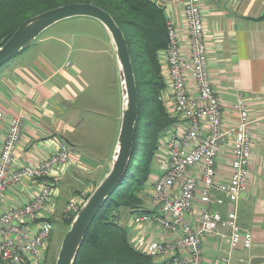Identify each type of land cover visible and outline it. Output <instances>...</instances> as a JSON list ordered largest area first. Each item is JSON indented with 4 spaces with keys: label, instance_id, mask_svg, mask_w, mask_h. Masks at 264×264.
I'll return each instance as SVG.
<instances>
[{
    "label": "crops",
    "instance_id": "0c3cea01",
    "mask_svg": "<svg viewBox=\"0 0 264 264\" xmlns=\"http://www.w3.org/2000/svg\"><path fill=\"white\" fill-rule=\"evenodd\" d=\"M149 1L163 9L167 20L177 32L182 56L189 60L191 42L185 21L186 0ZM201 14L208 71L222 107L225 124L232 125L238 121L235 105L239 95L246 101L252 122L248 187L238 205V224L242 229L250 231L254 238L251 250L238 248L231 252L229 242L221 236L223 229H219L217 234L208 236L203 243V264H224L223 259L228 256H231L233 264H264V0H201ZM110 44L115 52L112 41ZM20 58L24 61L16 63L12 69L0 75V111L5 115L0 121V152L13 120L20 114L26 117V122L14 155L13 170L34 165L55 153L60 143L67 144L72 151V161L62 170L54 169L48 179L53 184V196L40 213V219L50 218L53 222L61 211L62 221L66 224L64 211L67 204L77 201L81 193L91 194L110 169L121 123V99L118 92L114 93L111 103L113 111L115 109L116 125L110 153L93 158V151L95 148L100 149V142L96 144L98 131L91 129L95 126L92 120L103 109V97L84 98L82 101V95L90 88V84L78 78L74 72L64 70V64L61 65L55 56L50 57L38 51ZM160 61L164 81H167L169 73L163 51L160 53ZM58 65L61 66L58 68ZM186 78L189 91L195 94L193 79L190 76ZM169 110L172 113V105ZM185 129L186 125L177 119L160 138V146L164 151L160 152L159 146V155L156 154L143 191V208L149 213L159 211L153 201V192L155 183L168 168L166 136L171 131L181 133ZM232 159V141L225 139L221 143L216 164L218 183L230 179ZM195 171L199 173L200 170L196 168ZM65 180H82L84 185L81 190L72 191L68 203L61 207L58 187ZM179 188L177 184L172 193H178ZM38 189V183L30 182L10 187L5 193L0 215L9 209L28 204ZM214 196L223 195L216 191ZM147 201L149 206L146 205ZM227 206L219 208L213 205L211 209H220L225 214ZM202 208L203 204L197 198L192 211L187 215V221L194 228L200 224ZM128 214L126 211L121 212L120 223L127 228L131 243L137 236L161 242L177 238L157 224H133L131 228ZM35 225L29 226L31 235L36 233ZM154 262L162 264L165 259Z\"/></svg>",
    "mask_w": 264,
    "mask_h": 264
},
{
    "label": "built area",
    "instance_id": "2783aa9c",
    "mask_svg": "<svg viewBox=\"0 0 264 264\" xmlns=\"http://www.w3.org/2000/svg\"><path fill=\"white\" fill-rule=\"evenodd\" d=\"M185 21L191 42V58L185 59L180 50L177 32L168 21L169 45L163 51L167 61L168 80L161 98L170 113L186 125L183 132L171 131L165 143L168 168L155 183L153 201L158 213L135 214L133 224H157L177 236L170 242L151 241L137 236L133 247L162 264H203V243L210 235L223 229L230 251L251 250L254 238L250 231L238 224V205L248 187L251 159V121L246 101L239 95L235 109L238 121L226 125L219 98L208 71L207 48L201 14V0H186ZM187 76L193 79L196 92L188 88ZM5 115L0 111V121ZM26 117L18 115L12 122L0 152V209L10 187L38 183L39 189L26 205L5 211L0 215V264H46V247L53 232L50 218L40 219L53 196V184L48 179L54 169L62 170L72 161V151L65 142L48 158L13 170L14 155L21 140ZM232 141L233 159L231 177L227 182L216 180V164L221 143ZM198 168L200 171H195ZM178 193H172L176 185ZM218 191L223 196L216 197ZM90 194L81 193L77 201L69 202L64 213L75 216ZM199 198L203 204L200 224L194 228L187 215ZM227 206L222 210H212ZM30 224H36V233L30 234ZM224 264H233L231 256Z\"/></svg>",
    "mask_w": 264,
    "mask_h": 264
},
{
    "label": "trees",
    "instance_id": "16d2710c",
    "mask_svg": "<svg viewBox=\"0 0 264 264\" xmlns=\"http://www.w3.org/2000/svg\"><path fill=\"white\" fill-rule=\"evenodd\" d=\"M71 3L102 8L122 30L131 56L140 110L127 171L92 222L74 264H156L133 247L127 228L120 223V214L149 213L143 208L142 193L160 138L177 122L161 98L165 81L160 53L169 45L168 20L163 9L149 0H0V47L26 20ZM73 218H65L66 225Z\"/></svg>",
    "mask_w": 264,
    "mask_h": 264
},
{
    "label": "water",
    "instance_id": "95a60500",
    "mask_svg": "<svg viewBox=\"0 0 264 264\" xmlns=\"http://www.w3.org/2000/svg\"><path fill=\"white\" fill-rule=\"evenodd\" d=\"M73 18H90L98 21L111 38L119 72L121 123L110 169L74 216L61 243L56 264H74L92 222L106 199L121 183L131 160L136 124L140 115L139 94L125 36L114 18L94 4L71 3L44 11L26 20L0 47V69L34 44L43 32Z\"/></svg>",
    "mask_w": 264,
    "mask_h": 264
},
{
    "label": "rangeland",
    "instance_id": "374dc122",
    "mask_svg": "<svg viewBox=\"0 0 264 264\" xmlns=\"http://www.w3.org/2000/svg\"><path fill=\"white\" fill-rule=\"evenodd\" d=\"M109 41L111 43L108 32L103 25L101 26L95 20L90 18L69 19L43 32L25 53L13 58L0 70L1 75V73L12 69L16 63L24 61L21 60V56L26 57L29 54L43 51L50 57L55 56L61 65L64 64L62 67L64 70L74 72L78 78L87 81L90 88L82 95V101L84 98L94 99L96 96L100 98V95L103 97V109L97 113L99 116L92 120L94 121L92 124L95 126H92L91 129L94 132L95 130L98 131L95 139L96 144L100 142L98 145L100 149H94L93 158H97L99 154L107 155L110 153L116 125L115 109L113 111L111 103L114 93L118 92L121 99L116 55ZM61 65H58V68ZM85 114L87 115V113ZM160 148V152L164 151L162 146ZM103 158L104 156L101 161ZM83 185L82 180L61 182L58 187L61 207L68 203L72 191L79 190ZM146 205L149 206L148 201ZM64 215L65 218H70L65 213ZM128 218L129 226L132 228L134 215L129 213ZM52 223L53 232L46 247V264H56L61 243L70 226L63 223L61 211Z\"/></svg>",
    "mask_w": 264,
    "mask_h": 264
}]
</instances>
